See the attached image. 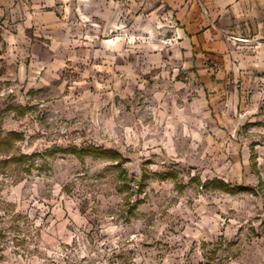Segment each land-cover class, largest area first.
<instances>
[{
  "label": "rangeland",
  "instance_id": "obj_1",
  "mask_svg": "<svg viewBox=\"0 0 264 264\" xmlns=\"http://www.w3.org/2000/svg\"><path fill=\"white\" fill-rule=\"evenodd\" d=\"M157 2L59 0L79 58L48 79H0V264H264V186L229 171L192 99L125 82L196 79ZM213 179L257 191L203 186Z\"/></svg>",
  "mask_w": 264,
  "mask_h": 264
},
{
  "label": "crops",
  "instance_id": "obj_2",
  "mask_svg": "<svg viewBox=\"0 0 264 264\" xmlns=\"http://www.w3.org/2000/svg\"><path fill=\"white\" fill-rule=\"evenodd\" d=\"M152 1L143 0L146 4ZM58 3L59 0H0V50L6 53L0 79H48L49 75L58 76L53 71L59 67L58 60L79 58L83 45L77 46L73 22L58 17ZM157 5L155 10L162 6L171 8L168 16L167 12L163 15L168 23L174 21L168 30L176 37V58L192 68L196 79H125V82L129 87L133 83L143 86L146 93L157 99H163L165 93L181 100L192 99L191 106H199L202 115L209 118L208 127L213 135L222 139L221 143L231 152L229 171L234 169L236 173L237 168L243 169L246 179L254 175L256 187L261 189L264 0H158ZM153 13L150 8L148 15ZM237 122L248 136L242 141L237 133L234 138ZM235 148L241 149L240 156L233 154ZM235 185L252 188L239 193L257 191L252 185Z\"/></svg>",
  "mask_w": 264,
  "mask_h": 264
},
{
  "label": "trees",
  "instance_id": "obj_3",
  "mask_svg": "<svg viewBox=\"0 0 264 264\" xmlns=\"http://www.w3.org/2000/svg\"><path fill=\"white\" fill-rule=\"evenodd\" d=\"M91 150H92L91 153H93L97 157H103L114 160H119L121 158V155L112 149H91ZM79 153H84V150H79ZM157 176L161 179H166V178H173L174 175L172 173H166V174H157ZM203 186L211 187L213 189L221 190L231 194L252 191V188L249 186H243V185L230 186L228 183H225L223 180L220 179L219 180L214 179L208 181L204 183Z\"/></svg>",
  "mask_w": 264,
  "mask_h": 264
}]
</instances>
